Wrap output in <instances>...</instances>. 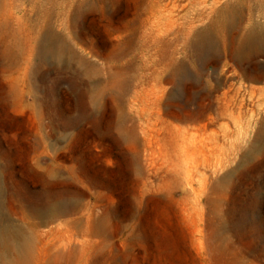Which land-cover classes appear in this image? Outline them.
Returning a JSON list of instances; mask_svg holds the SVG:
<instances>
[{
    "label": "rangeland",
    "instance_id": "374dc122",
    "mask_svg": "<svg viewBox=\"0 0 264 264\" xmlns=\"http://www.w3.org/2000/svg\"><path fill=\"white\" fill-rule=\"evenodd\" d=\"M255 31L264 0H0V229L29 264H264Z\"/></svg>",
    "mask_w": 264,
    "mask_h": 264
},
{
    "label": "bare ground",
    "instance_id": "6f19581e",
    "mask_svg": "<svg viewBox=\"0 0 264 264\" xmlns=\"http://www.w3.org/2000/svg\"><path fill=\"white\" fill-rule=\"evenodd\" d=\"M238 21L239 14L237 9L231 5H226L218 12L217 19L212 22L209 30L214 28L215 31L223 33L225 29L236 28ZM210 38L211 36L208 32H200L194 47L198 49L199 46L209 41ZM241 45L240 52L246 47H264V32L255 31L246 33L241 39ZM42 47L47 53L54 55H60L64 50L60 42L51 38L46 39ZM0 249L3 251H11L14 255L10 259L0 254V264H29L31 255L34 252L31 240L20 230L11 228L0 229Z\"/></svg>",
    "mask_w": 264,
    "mask_h": 264
}]
</instances>
